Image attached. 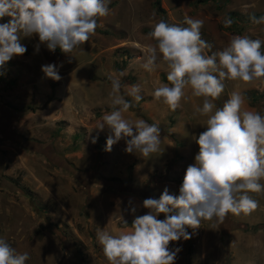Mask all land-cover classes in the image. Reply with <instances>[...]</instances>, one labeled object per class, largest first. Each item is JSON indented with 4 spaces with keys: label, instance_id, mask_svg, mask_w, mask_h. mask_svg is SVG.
I'll list each match as a JSON object with an SVG mask.
<instances>
[{
    "label": "rangeland",
    "instance_id": "rangeland-1",
    "mask_svg": "<svg viewBox=\"0 0 264 264\" xmlns=\"http://www.w3.org/2000/svg\"><path fill=\"white\" fill-rule=\"evenodd\" d=\"M159 6L162 13L154 0H110L109 14L97 18L95 34L71 58L59 48L50 52L33 35L21 37L22 56L0 66V238L29 254L25 264H108L98 228L119 234L147 213L144 199H159L165 187L179 194L207 117L194 111L203 98L192 97L190 89L175 111L153 96L167 68L148 72L141 65L156 23L187 27L185 17L203 20L201 37L213 45L205 55L222 50L234 35L264 41V24L249 20L264 16V0H159ZM226 16L233 19L228 28ZM51 63L63 65L59 81L41 71ZM117 73H123L122 85L139 84L143 97L136 102L129 87L121 88L132 105L125 119L160 128V151L150 157L125 152L124 140L105 151L109 132L95 130L113 110L109 76ZM223 83L216 108L238 91L246 97L244 110L264 115V78ZM250 195L258 202L251 214L202 221L187 229L190 239L170 242V249H181L175 264H264V191Z\"/></svg>",
    "mask_w": 264,
    "mask_h": 264
},
{
    "label": "clouds",
    "instance_id": "clouds-1",
    "mask_svg": "<svg viewBox=\"0 0 264 264\" xmlns=\"http://www.w3.org/2000/svg\"><path fill=\"white\" fill-rule=\"evenodd\" d=\"M110 0H0V66L13 57L22 56L26 47L21 37L37 36L50 52L57 48L68 54L80 48L95 34L98 19L106 17ZM254 24H264V16L251 15ZM187 27L156 23L147 38L154 41L146 47L142 67L154 72L167 68L168 83H160L153 96L175 111L185 98V89L191 96L203 98L202 106L194 111L206 116L205 131L196 139L199 151L194 163L186 169L174 195L164 188L159 199L146 198L142 207L147 213L136 216L130 229L113 235L98 228L97 240L102 246L108 264H175L179 247L169 248L170 242L188 240L202 221L222 222L227 214H251L258 202L250 193L264 191V115L244 110L246 97L233 91L222 108L213 100L224 91V81L253 83L264 78V41L248 36L234 35L220 51L205 55L213 45L201 37L203 20L185 17ZM233 19L226 16L224 27H231ZM38 50V49H37ZM81 51L82 48H81ZM71 58V57H70ZM55 63L43 65L46 78L59 81ZM110 75L112 111L105 112L95 130H108L105 151L125 141V152L143 157L160 151L161 133L158 124H149L137 118L125 119L124 113L132 106L123 95L122 87H129L128 95L136 102L143 99L141 86L122 85L120 76ZM83 84V82H80ZM215 109V110H214ZM96 142V137L91 138ZM131 203V201H129ZM132 207L131 212L135 213ZM163 214L164 219H157ZM125 226L127 222L120 216ZM30 256L16 250L0 238V264H25Z\"/></svg>",
    "mask_w": 264,
    "mask_h": 264
},
{
    "label": "trees",
    "instance_id": "trees-1",
    "mask_svg": "<svg viewBox=\"0 0 264 264\" xmlns=\"http://www.w3.org/2000/svg\"><path fill=\"white\" fill-rule=\"evenodd\" d=\"M154 3H155L157 13H162L160 6H159V0H154ZM162 81L164 83H168L167 79H163Z\"/></svg>",
    "mask_w": 264,
    "mask_h": 264
}]
</instances>
